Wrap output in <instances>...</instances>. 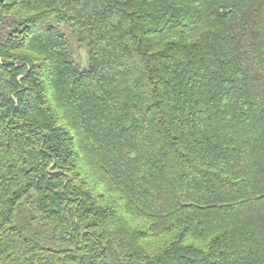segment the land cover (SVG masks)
I'll list each match as a JSON object with an SVG mask.
<instances>
[{
  "label": "trees",
  "instance_id": "trees-1",
  "mask_svg": "<svg viewBox=\"0 0 264 264\" xmlns=\"http://www.w3.org/2000/svg\"><path fill=\"white\" fill-rule=\"evenodd\" d=\"M0 264H264V0H0Z\"/></svg>",
  "mask_w": 264,
  "mask_h": 264
},
{
  "label": "rangeland",
  "instance_id": "rangeland-1",
  "mask_svg": "<svg viewBox=\"0 0 264 264\" xmlns=\"http://www.w3.org/2000/svg\"><path fill=\"white\" fill-rule=\"evenodd\" d=\"M62 29L66 35L70 38L71 49L73 58L81 65V67L86 66L87 64V50L83 44H80L77 41L76 36L71 32V29L68 25L63 24Z\"/></svg>",
  "mask_w": 264,
  "mask_h": 264
}]
</instances>
